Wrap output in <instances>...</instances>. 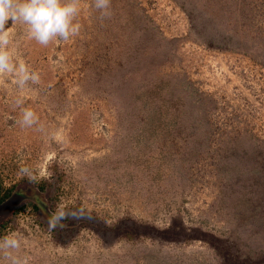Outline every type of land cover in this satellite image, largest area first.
I'll list each match as a JSON object with an SVG mask.
<instances>
[{
  "label": "rangeland",
  "instance_id": "rangeland-1",
  "mask_svg": "<svg viewBox=\"0 0 264 264\" xmlns=\"http://www.w3.org/2000/svg\"><path fill=\"white\" fill-rule=\"evenodd\" d=\"M78 8L66 41L6 24L0 178L85 216L59 236L22 202L0 264H264V0Z\"/></svg>",
  "mask_w": 264,
  "mask_h": 264
},
{
  "label": "clouds",
  "instance_id": "clouds-1",
  "mask_svg": "<svg viewBox=\"0 0 264 264\" xmlns=\"http://www.w3.org/2000/svg\"><path fill=\"white\" fill-rule=\"evenodd\" d=\"M94 7L101 10L104 17H110V0H94ZM78 0H0V74L5 71L12 72L13 65L10 63V55L5 50L9 41V29L6 24L11 19L13 24L22 23L27 26L30 38L35 39L42 45H47L54 37L59 36L60 41H66L70 36L77 35L80 31L79 23L73 24L78 15ZM20 84L28 79L39 80V76H29L23 62L20 63ZM35 113L31 108L23 110V123L31 126L35 122ZM20 175L28 176L30 181H36L37 176L30 173L27 166H22ZM66 206L61 203L57 210L48 220L49 230L65 225L61 221L66 219L79 220L84 218V210L66 211ZM18 233H9L0 240L2 249H19L20 240L16 237ZM12 264H22L19 259H13Z\"/></svg>",
  "mask_w": 264,
  "mask_h": 264
},
{
  "label": "water",
  "instance_id": "water-1",
  "mask_svg": "<svg viewBox=\"0 0 264 264\" xmlns=\"http://www.w3.org/2000/svg\"><path fill=\"white\" fill-rule=\"evenodd\" d=\"M24 201L33 202L48 220L53 215V212L50 210L49 202L43 197V193L40 191L38 192L32 187L24 186L20 187L7 200L0 203V226L14 216L16 209ZM65 227L66 225L63 228Z\"/></svg>",
  "mask_w": 264,
  "mask_h": 264
},
{
  "label": "trees",
  "instance_id": "trees-1",
  "mask_svg": "<svg viewBox=\"0 0 264 264\" xmlns=\"http://www.w3.org/2000/svg\"><path fill=\"white\" fill-rule=\"evenodd\" d=\"M14 188H15V186H13L12 188H9V189H5V188L3 187V180L0 178V203L4 202L5 200H7V199L11 196V194H12ZM40 189H41L42 191H46V185H41V186H40ZM31 207H32L33 211L36 212V213H38V211H40L39 208H38L35 204H32ZM26 208H27L26 206L17 208L16 211H15V213H14V215L19 214L21 211L23 212ZM11 221H12V219H10V220L4 222V223L0 226V236L5 234V231L7 230L8 224H9ZM40 224H41V227L45 228V226H46L45 223H41V222H40ZM47 226H48V225H47ZM51 232H53V230H51ZM55 232L58 233L59 236H63V231H61V232H57V230H54V233H55ZM58 235H57V234L54 235V238L57 239L56 237H57Z\"/></svg>",
  "mask_w": 264,
  "mask_h": 264
}]
</instances>
